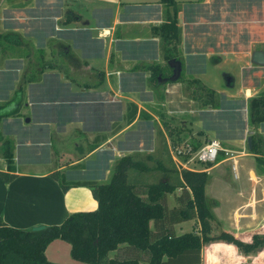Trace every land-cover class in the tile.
<instances>
[{
	"label": "crops",
	"instance_id": "0c3cea01",
	"mask_svg": "<svg viewBox=\"0 0 264 264\" xmlns=\"http://www.w3.org/2000/svg\"><path fill=\"white\" fill-rule=\"evenodd\" d=\"M176 1L175 51L183 79L167 82L173 69L156 27L165 20L160 0H0V113L13 112L0 119V170L7 166L1 151L9 139L16 174L10 182L0 177L6 224L33 229L97 209L86 182L109 180L122 156L144 150L145 138L155 144L154 120L164 131L155 114L160 106L189 118L182 121L188 138L203 145L217 138L228 151L209 167L193 168L210 174L205 191L215 230L242 240L264 233V173L248 149L249 130L264 138V123L253 129L247 109L248 99L264 92L254 0ZM154 63L162 66L155 82L148 69ZM191 79L215 92L214 105L202 104ZM129 103L138 106L131 122ZM141 109L150 117L139 116ZM54 171L64 183L73 182L66 191ZM167 201L175 207L172 194ZM198 227L197 219L181 221L175 232ZM70 252V243L55 238L45 255L61 264H87ZM201 259L200 264H264V247L244 255L234 244L214 241L202 246Z\"/></svg>",
	"mask_w": 264,
	"mask_h": 264
},
{
	"label": "trees",
	"instance_id": "16d2710c",
	"mask_svg": "<svg viewBox=\"0 0 264 264\" xmlns=\"http://www.w3.org/2000/svg\"><path fill=\"white\" fill-rule=\"evenodd\" d=\"M160 2L166 7L165 20L156 27L166 43L164 59L177 60L178 2ZM10 35L15 34H4L5 37ZM148 69L155 82L161 64H149ZM182 79L181 74L176 81ZM191 82L197 85L193 90L196 97L201 100V96H206L202 104H215L213 90L197 79H191ZM247 109L249 125L253 129L264 123V92L249 98ZM137 112L138 106L129 103L126 114L129 122L136 118ZM11 113H0V119ZM138 115L150 117L142 109ZM248 149L255 155L256 167L264 173V138L258 131L251 134ZM160 152L157 157L140 153L124 155L113 167L109 180L86 182L98 202L95 210L73 212L61 223L50 224L41 230L12 227L0 217V264H61L48 260L45 255L48 244L55 238L70 243L71 256L87 264H200L202 246L214 241L234 244L244 255L255 254L264 247V233L251 234L247 242L228 230L216 231L205 191L209 172L179 167L167 144ZM220 153L218 159L222 158ZM1 156L7 166L0 170V177L10 182L16 177L11 140H4ZM52 176L59 181L63 191L73 184L64 183L56 171ZM170 194L175 196V207L167 203ZM193 219H197L198 229L175 232L178 222Z\"/></svg>",
	"mask_w": 264,
	"mask_h": 264
},
{
	"label": "rangeland",
	"instance_id": "374dc122",
	"mask_svg": "<svg viewBox=\"0 0 264 264\" xmlns=\"http://www.w3.org/2000/svg\"><path fill=\"white\" fill-rule=\"evenodd\" d=\"M254 5H255V23H256V34L260 39H262V44L264 45V0H254ZM261 44V43H260ZM171 70H169L170 73ZM192 85V83L190 84ZM196 87L197 85H192V87ZM188 97V94H186ZM199 97V96H198ZM203 99H207L206 96H201ZM200 100V97H199ZM155 111V114L159 117V120L163 124V129L164 131L157 126V119L154 120L155 124V134L156 138L154 141V145L150 144L149 139L145 138L144 139V145L142 151H140L141 154H151L152 156L157 157L158 155L161 154L162 147L164 145V142L166 141V136L163 134V132L167 135V138L169 139V142L167 143L169 146L170 151L172 152L174 156V160L177 161V164L179 167H182V163L186 165V167L189 168H204L207 166L205 163H199L197 160L193 159L194 153L196 152L199 147L202 145L199 143L200 140L197 138L195 139L194 136L191 138H188L190 136V129L187 127V125H182V121L187 123L189 118L185 117H178L174 114L170 115L166 111H162V107L157 106ZM218 114L224 115L225 112L219 111ZM163 120H165V123H163ZM219 131H225V129L222 128L219 129ZM229 133V132H227ZM226 133V135H227ZM211 140V137L209 138ZM206 142V140L202 141ZM222 149H224L223 142L220 140ZM205 144V143H204ZM198 146V147H196ZM195 148V149H194ZM222 154L220 153L221 157H226V151L222 150ZM239 152V151H238ZM239 154V153H238ZM216 161L212 162L215 163ZM214 174L215 171H213ZM173 195V194H172ZM174 196V195H173ZM171 198V197H170ZM175 198V196H174ZM191 226L188 225L186 226L185 229L190 228ZM250 235V234H249ZM249 235L243 237L245 240L249 241ZM239 237V236H238ZM206 245L204 246V249H206Z\"/></svg>",
	"mask_w": 264,
	"mask_h": 264
},
{
	"label": "built area",
	"instance_id": "2783aa9c",
	"mask_svg": "<svg viewBox=\"0 0 264 264\" xmlns=\"http://www.w3.org/2000/svg\"><path fill=\"white\" fill-rule=\"evenodd\" d=\"M224 150L222 149L221 142L217 138H211L204 145L199 147L194 153L193 159L197 160L199 163H211L218 159L219 153ZM226 155L228 154L227 150Z\"/></svg>",
	"mask_w": 264,
	"mask_h": 264
},
{
	"label": "water",
	"instance_id": "95a60500",
	"mask_svg": "<svg viewBox=\"0 0 264 264\" xmlns=\"http://www.w3.org/2000/svg\"><path fill=\"white\" fill-rule=\"evenodd\" d=\"M169 61L170 67L173 69L172 75L169 77L171 81L177 80V78L180 76L181 73V62L176 60L175 58H172ZM167 80V79H166ZM250 135L248 136V142L250 143L251 141V134H253L254 131L249 130ZM34 230H41L44 227L42 225L40 226H34L32 227Z\"/></svg>",
	"mask_w": 264,
	"mask_h": 264
}]
</instances>
